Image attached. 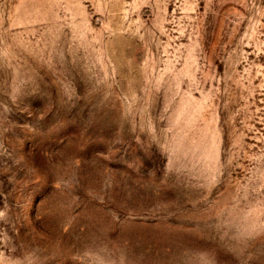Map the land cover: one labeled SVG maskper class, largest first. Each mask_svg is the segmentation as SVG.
<instances>
[{
	"label": "rangeland",
	"instance_id": "rangeland-1",
	"mask_svg": "<svg viewBox=\"0 0 264 264\" xmlns=\"http://www.w3.org/2000/svg\"><path fill=\"white\" fill-rule=\"evenodd\" d=\"M0 264H264V0H0Z\"/></svg>",
	"mask_w": 264,
	"mask_h": 264
}]
</instances>
